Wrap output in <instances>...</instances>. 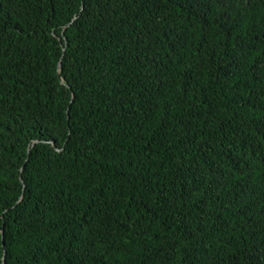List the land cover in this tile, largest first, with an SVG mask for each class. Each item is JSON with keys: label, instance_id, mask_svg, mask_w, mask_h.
Returning a JSON list of instances; mask_svg holds the SVG:
<instances>
[{"label": "trees", "instance_id": "trees-1", "mask_svg": "<svg viewBox=\"0 0 264 264\" xmlns=\"http://www.w3.org/2000/svg\"><path fill=\"white\" fill-rule=\"evenodd\" d=\"M0 264H264V0H0Z\"/></svg>", "mask_w": 264, "mask_h": 264}, {"label": "water", "instance_id": "water-1", "mask_svg": "<svg viewBox=\"0 0 264 264\" xmlns=\"http://www.w3.org/2000/svg\"><path fill=\"white\" fill-rule=\"evenodd\" d=\"M61 68H62V62L59 63V70L61 71ZM62 82H64V79H62ZM23 171V169H22Z\"/></svg>", "mask_w": 264, "mask_h": 264}]
</instances>
